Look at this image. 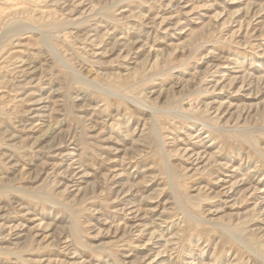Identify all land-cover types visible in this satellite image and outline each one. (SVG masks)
Here are the masks:
<instances>
[{
  "label": "rangeland",
  "instance_id": "rangeland-1",
  "mask_svg": "<svg viewBox=\"0 0 264 264\" xmlns=\"http://www.w3.org/2000/svg\"><path fill=\"white\" fill-rule=\"evenodd\" d=\"M0 264H264V0H0Z\"/></svg>",
  "mask_w": 264,
  "mask_h": 264
}]
</instances>
